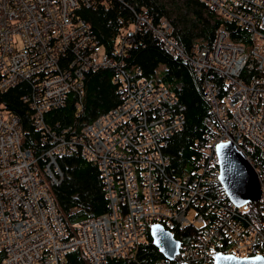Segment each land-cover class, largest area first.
<instances>
[{
	"label": "built area",
	"instance_id": "1",
	"mask_svg": "<svg viewBox=\"0 0 264 264\" xmlns=\"http://www.w3.org/2000/svg\"><path fill=\"white\" fill-rule=\"evenodd\" d=\"M92 1L0 0V93L27 85L21 100L42 136L37 154L24 147L18 115L0 103V264H66L65 253L75 249L90 264L135 257L153 223L170 231L190 225L199 232L180 241L174 261L163 257L155 264H212L218 253L264 255V174L257 170V162H264V0H199L219 19L243 27L249 40L235 42L220 26L213 44L195 52L167 34L166 21L157 28L138 16L170 55L204 75L210 128L192 169L180 176L168 173L164 151L184 124L174 109L176 98L155 77L143 76L138 67L128 72L105 52L75 14ZM122 51L118 46L114 55L120 59ZM108 66L118 68V105L78 133L45 121V113L62 107L69 93L80 107L85 73ZM213 77L223 80L222 93ZM223 141L233 142L257 172L259 223L246 215L247 204L236 206L227 197L218 179L217 144ZM74 153L97 164L107 209L70 224L48 186L63 177L58 159Z\"/></svg>",
	"mask_w": 264,
	"mask_h": 264
},
{
	"label": "trees",
	"instance_id": "2",
	"mask_svg": "<svg viewBox=\"0 0 264 264\" xmlns=\"http://www.w3.org/2000/svg\"><path fill=\"white\" fill-rule=\"evenodd\" d=\"M75 14L89 24L105 52L124 64L122 68L131 72L129 68L138 67L143 76L155 77L169 88L176 98L174 109L183 116L184 124L170 136L164 149L170 156L167 170L175 176L191 170L212 119L211 103L203 88L204 75L195 72L189 62L170 55L155 32L141 24L136 14H143L157 28L166 21L167 34L188 52L211 46L220 26L227 29L233 41L245 45L249 40L248 32L231 20L219 19L214 9L199 0H93L89 6L80 5ZM118 46L123 47L121 60L114 55ZM117 73L115 66L86 72L80 107L76 105L77 95L69 93L62 107L45 113V121L56 129L71 126L73 132L78 133L83 125L120 103ZM213 78L222 93L223 80ZM26 89L25 83L9 88L0 93V103L18 115L22 145L37 154L42 148V136L31 122V109L21 100ZM58 163L63 177L48 188L66 222L94 218L106 211L107 198L97 164L76 153L60 157ZM257 166L258 172L264 174V162L258 161ZM258 205L259 201H251L246 210L248 218L256 223L261 220ZM172 233L182 242L193 239L199 232L188 225L176 227ZM161 258L163 255L153 244L147 228L135 257L111 258L106 264H155ZM65 261L66 264H90L80 249L67 251Z\"/></svg>",
	"mask_w": 264,
	"mask_h": 264
},
{
	"label": "water",
	"instance_id": "3",
	"mask_svg": "<svg viewBox=\"0 0 264 264\" xmlns=\"http://www.w3.org/2000/svg\"><path fill=\"white\" fill-rule=\"evenodd\" d=\"M219 161L218 179L227 197L236 206H245L258 201L261 193L260 180L254 167L244 154L231 141L217 144ZM153 244L168 260H174L179 253L180 241L174 238L172 231L160 223L149 226ZM212 264H264V255L237 257L232 254L218 253Z\"/></svg>",
	"mask_w": 264,
	"mask_h": 264
},
{
	"label": "bare ground",
	"instance_id": "4",
	"mask_svg": "<svg viewBox=\"0 0 264 264\" xmlns=\"http://www.w3.org/2000/svg\"><path fill=\"white\" fill-rule=\"evenodd\" d=\"M141 15H143V14H136V17H137V19H138V16H141ZM246 43V42H245ZM105 49V48H104ZM119 59V58H118ZM120 60H121V58H120ZM114 67V66H113ZM115 69V68H114ZM95 71V70H94ZM116 76V75H115ZM104 77V76H103ZM12 88V87H11ZM211 114H212V112H211ZM210 123V122H209ZM182 129V128H181ZM180 130V129H179ZM178 130V131H179ZM100 179H101V177H100ZM103 183V182H102ZM103 185V184H102ZM105 192V191H104ZM79 250V249H78ZM84 253V252H83ZM87 260V259H86ZM110 260V259H109ZM87 262V261H86Z\"/></svg>",
	"mask_w": 264,
	"mask_h": 264
},
{
	"label": "rangeland",
	"instance_id": "5",
	"mask_svg": "<svg viewBox=\"0 0 264 264\" xmlns=\"http://www.w3.org/2000/svg\"><path fill=\"white\" fill-rule=\"evenodd\" d=\"M193 213H194V211H191V212H190V215H193Z\"/></svg>",
	"mask_w": 264,
	"mask_h": 264
},
{
	"label": "clouds",
	"instance_id": "6",
	"mask_svg": "<svg viewBox=\"0 0 264 264\" xmlns=\"http://www.w3.org/2000/svg\"><path fill=\"white\" fill-rule=\"evenodd\" d=\"M149 229V228H148ZM176 256H177V254H176ZM176 256H175V258H176ZM164 257V256H163ZM175 260V259H174ZM174 260H170V261H174Z\"/></svg>",
	"mask_w": 264,
	"mask_h": 264
}]
</instances>
